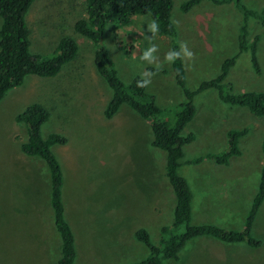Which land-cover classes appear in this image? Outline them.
Returning <instances> with one entry per match:
<instances>
[{
	"label": "rangeland",
	"instance_id": "374dc122",
	"mask_svg": "<svg viewBox=\"0 0 264 264\" xmlns=\"http://www.w3.org/2000/svg\"><path fill=\"white\" fill-rule=\"evenodd\" d=\"M84 1L36 0L26 18L32 54L52 56L67 37L77 41L79 53L57 77L30 76L0 102V264H55L60 253L49 169L42 159L22 152L28 134L16 121L34 103L51 114L42 127L43 137L56 133L68 139L66 146L52 150L65 174L63 199L77 237V264L139 262L149 251L136 239V231L146 228L158 244L162 227L172 223L175 195L165 177L166 153L151 146L150 122L126 107L113 120L104 117L111 89L95 69V46L74 30ZM186 1L174 0L172 17L187 88L193 91L217 78L226 59L239 55L243 15L236 5L218 7L207 1L184 14L181 7ZM242 3L255 12L264 8V0ZM151 21L149 16H136L110 23L103 45L120 78L126 83L136 77L147 81V92L161 109L170 111L165 119L171 121L185 96L173 61L166 59L172 53V39L149 31ZM2 25L0 17V29ZM249 30L251 38L262 35V73L255 72L249 53L241 54L224 83L234 94L264 92V29L250 19ZM182 44L192 52L190 58L183 56ZM153 48L149 58L142 59ZM195 105L196 116L183 131V136L194 134L195 141L185 146L181 168L196 197L192 223L243 230L264 167V117L223 103L216 90L198 95ZM245 128L249 132L240 141L242 155L232 158L228 168L215 166L208 157L228 149L227 132ZM197 160H202L200 165L189 163ZM157 207L154 218L151 210ZM252 234L261 241L259 248L200 237L186 245L180 260L165 264H264V204Z\"/></svg>",
	"mask_w": 264,
	"mask_h": 264
},
{
	"label": "trees",
	"instance_id": "16d2710c",
	"mask_svg": "<svg viewBox=\"0 0 264 264\" xmlns=\"http://www.w3.org/2000/svg\"><path fill=\"white\" fill-rule=\"evenodd\" d=\"M36 0H0V17L3 25L0 29V102L8 92L25 84L30 76L43 79L57 77L64 66L72 62L79 53V45L74 38L61 40L55 54L49 57L32 54L31 35L26 18ZM210 2L218 7L236 5L242 12L243 20L238 36L239 55L226 59L220 75L202 82L196 90L187 88L186 71L180 46L177 41L178 29L173 21L174 0H85L83 15L74 25L79 35L91 41L95 46L94 65L97 74L105 80L112 95L105 108L106 120H113L123 107H128L144 120L150 122L153 140L151 146L166 153L165 177L175 195L172 223L161 229V239L154 244L146 228H139L136 239L144 244L149 255L134 264H165L169 260H180V254L186 245L200 237H211L229 244L245 243L252 248H259L262 243L253 236V225L264 204V167L262 168L257 194L243 230H226L220 226L204 224L193 225L194 192L188 179L181 174L184 165L185 146L195 141V135L183 136L184 129L194 120L197 108L195 98L209 90L218 91L220 100L232 107L247 108L257 118L264 117V92H244L234 94L227 90L225 81L237 59L243 53H249L256 73L261 74L259 44L262 35L251 38L249 21L254 19L264 29V8L255 12L246 8L242 0H187L181 10L189 14L203 2ZM136 16L150 17L157 21V35L172 39V52L179 56L172 63V70L177 84L183 90L185 101L178 106L172 120L165 119L170 111L161 109L156 98L147 92V87H138L145 80L136 77L130 83L124 82L108 56L103 45L106 28L110 23L125 22ZM152 73L157 70L150 68ZM50 112L40 103L28 106L16 117V121L27 129L28 140L22 144V152L29 157L42 159L50 173L52 219L59 238L60 253L55 264H77L78 242L72 224L66 217L63 199L65 174L61 162L53 152L56 145L66 146L68 139L52 133L44 138L42 127L50 120ZM249 130H229L227 132L228 149L219 155L208 158L220 166H230L234 157L242 155L240 141ZM264 154V142L262 144ZM202 160L189 162L200 164Z\"/></svg>",
	"mask_w": 264,
	"mask_h": 264
},
{
	"label": "clouds",
	"instance_id": "9594fccd",
	"mask_svg": "<svg viewBox=\"0 0 264 264\" xmlns=\"http://www.w3.org/2000/svg\"><path fill=\"white\" fill-rule=\"evenodd\" d=\"M148 30L153 32L154 34H156L159 31V27H158L157 21L152 20L151 23H149ZM181 50L183 51V56L184 57L190 58L193 55L192 52H190L187 49L186 45H184V44L181 45ZM151 51H155V49L153 48L149 52L144 53V56L142 57V59H148L149 56H150ZM178 56H179V53L172 52V53H169L168 55H166V59L171 62V61L176 60ZM137 86L138 87H142V88L143 87H147L148 86V82L144 81L143 83H138Z\"/></svg>",
	"mask_w": 264,
	"mask_h": 264
},
{
	"label": "crops",
	"instance_id": "0c3cea01",
	"mask_svg": "<svg viewBox=\"0 0 264 264\" xmlns=\"http://www.w3.org/2000/svg\"><path fill=\"white\" fill-rule=\"evenodd\" d=\"M126 108H128V107H126ZM128 109H129V108H128ZM129 110H130V109H129ZM108 121H109V120H108ZM197 165H200V164H197ZM215 166H218V167H219L220 165H217V164H216ZM228 167H229V166H227V167L225 166V168H228ZM195 199H196V197H195V194H194V202H195ZM174 200H175V199H174ZM174 202H175V201H174ZM194 202H193V218H194V212H195ZM150 204H152V202H150ZM174 204H175V203H174ZM195 206H196V205H195ZM158 209H159V208L157 207V208H154V210H151V211H153V214H152V215H153L154 218H157V217H158ZM144 211H146V210H144ZM220 227H221V226H220Z\"/></svg>",
	"mask_w": 264,
	"mask_h": 264
}]
</instances>
